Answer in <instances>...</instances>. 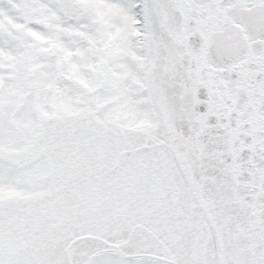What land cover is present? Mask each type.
I'll return each instance as SVG.
<instances>
[{"label":"snow or ice","instance_id":"1","mask_svg":"<svg viewBox=\"0 0 264 264\" xmlns=\"http://www.w3.org/2000/svg\"><path fill=\"white\" fill-rule=\"evenodd\" d=\"M0 264H264V0H0Z\"/></svg>","mask_w":264,"mask_h":264}]
</instances>
